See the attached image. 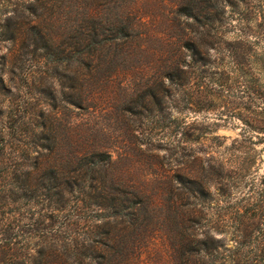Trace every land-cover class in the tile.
I'll return each instance as SVG.
<instances>
[{"label": "rangeland", "instance_id": "374dc122", "mask_svg": "<svg viewBox=\"0 0 264 264\" xmlns=\"http://www.w3.org/2000/svg\"><path fill=\"white\" fill-rule=\"evenodd\" d=\"M213 2H88L85 10L100 13L104 35L113 38L127 27L135 30L125 44L111 40L91 59L97 69L87 77L84 91L90 106L85 109L74 110L64 100L69 71L31 72L25 81L0 70L10 89L2 107L6 142L31 151V162L39 145L53 144L52 160L40 158L36 171L25 168L35 182L44 180L51 164L65 179L80 178L69 162L75 151L101 150L112 157L107 176L131 185L153 203V208L148 204L135 211V225L123 230L110 211L97 213L85 195L76 193L64 211L53 212L67 244L78 247L76 255L86 252L83 237L98 226L97 239L106 244L98 252L105 264H174L189 255L183 248V227L189 226L196 229L197 240H215L212 256L202 252L194 264H264V227L242 230L237 223L238 214L250 215L253 200L264 192V0H219L208 31L180 16L181 8L205 16ZM78 11L67 3L57 11L58 18L76 27ZM97 21L80 23L91 27ZM182 40L196 42L205 61L193 65L186 53L183 68L192 80L167 96L168 83L162 85L156 75L178 53ZM9 49L2 45L0 56ZM151 88L162 98L161 113L141 100ZM9 107L12 117L6 118ZM219 165L227 177L215 174ZM178 174L206 183L208 195L187 198L189 205L180 202ZM47 204L40 199L20 209L21 225L48 231L54 221L48 220L52 211ZM38 241L29 240L22 250V264H31ZM47 261L52 264L54 257ZM0 264L14 261L0 255Z\"/></svg>", "mask_w": 264, "mask_h": 264}, {"label": "trees", "instance_id": "16d2710c", "mask_svg": "<svg viewBox=\"0 0 264 264\" xmlns=\"http://www.w3.org/2000/svg\"><path fill=\"white\" fill-rule=\"evenodd\" d=\"M94 1L96 0H0V47L10 45L7 54L0 56V70L3 74L25 77V81H28L31 72L44 74L43 70L46 73L50 70L59 72L58 69L69 71L65 76L69 82V92L63 93L64 100L74 110L89 107L90 99L85 96L84 89L88 83L87 77L91 72L96 73L97 69V65L91 66V59L98 58V53L111 40H121L125 44L124 41L132 38L135 30L134 27H127L113 38L101 33L100 13L95 9L89 12L85 10L88 2ZM67 3H72L79 10L77 15L81 19L76 27L58 18L57 11L66 8ZM219 3V0H214L205 16L193 8H181L179 13L180 16L196 24L197 30L201 28L208 31L213 28L216 20L215 12L220 10ZM89 19H98V21L91 27L80 23ZM176 52L178 53L173 54L156 75V79H160L162 85H165V82L161 81L168 83L167 87L170 91H167V96L171 94L170 92L173 93V90L177 91L178 87L190 84L189 72L183 68L186 66V53L190 52L193 65L205 61L200 47L192 40H182ZM12 77H8V82L13 81ZM4 81L3 76L0 75V255L8 256L14 264H22L20 260L22 250L28 247L29 240L39 239L34 245L36 254L31 258V264H50L47 261L48 257H54L52 264H85L86 258L88 264H105L104 256L98 252L100 246H106L97 239L100 228L96 226L95 231L90 235H84L83 243L88 241L87 246L83 245L86 252L83 253L81 249L76 255L75 251L79 250L78 247L67 244V237L54 221L58 214L55 216L53 212L64 211L71 198L79 193L86 196L85 200L90 202L89 206L97 213L110 211L115 221L120 225L123 224L122 229L126 230L134 226L137 221L135 211L146 208L148 204L153 208V203L146 202L147 196L131 185L107 176L112 167V157L101 150L75 151L69 162L72 173H81L80 178L75 175L65 179L60 169L51 164L48 166L44 180L35 182L30 170L25 168L36 171L41 165L40 158L52 160L53 144L39 145L41 150L36 151L35 161L31 162L29 158L31 151L12 147L11 143L6 142L3 135L5 111L2 107L3 99L10 89L5 86ZM50 94L55 100L53 93ZM141 100L154 105L159 113L164 110L162 98L152 88L142 94ZM127 111L131 112L132 109L128 108ZM12 112L13 109L9 107L6 118H11ZM73 120H76V117ZM217 168L215 174L218 177H227L221 165ZM175 178L178 184L177 190L181 195L179 200L185 202V205L190 204L187 198L208 195L204 186L206 183L180 174ZM260 195L258 196L260 198L253 200L250 215L238 214L237 223L242 230L264 227V192ZM40 199L47 201V207L52 211L48 220L54 222L48 231H40L34 225L23 226L20 223L19 210L30 203H38ZM177 205L179 204L175 203V207ZM186 221L193 222L191 219ZM195 232L194 227H183V237L187 243L183 248L189 255L174 264H194L195 258L202 252L207 253L209 257L212 256L215 240L210 238L211 244L208 240H197ZM26 234H29V237ZM49 235L51 236L48 237ZM20 244L25 245L19 247Z\"/></svg>", "mask_w": 264, "mask_h": 264}]
</instances>
